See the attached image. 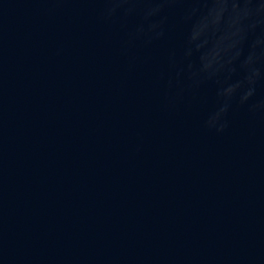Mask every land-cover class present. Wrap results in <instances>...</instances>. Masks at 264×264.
Here are the masks:
<instances>
[{"label": "water", "instance_id": "95a60500", "mask_svg": "<svg viewBox=\"0 0 264 264\" xmlns=\"http://www.w3.org/2000/svg\"><path fill=\"white\" fill-rule=\"evenodd\" d=\"M0 264H264V0H0Z\"/></svg>", "mask_w": 264, "mask_h": 264}]
</instances>
